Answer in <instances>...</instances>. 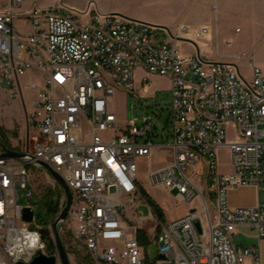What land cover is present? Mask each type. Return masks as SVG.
Returning <instances> with one entry per match:
<instances>
[{"label": "built area", "instance_id": "1", "mask_svg": "<svg viewBox=\"0 0 264 264\" xmlns=\"http://www.w3.org/2000/svg\"><path fill=\"white\" fill-rule=\"evenodd\" d=\"M20 2L25 0H0V7ZM81 9L83 18L67 14L63 4H32L21 16H0V83L10 98H23L28 72L43 79L26 113L32 130L25 139L6 144V132L0 133V264L28 263L39 252L60 263L44 233L49 229L53 242L52 222L66 201L51 170L72 193L60 234L68 231L98 264H244L248 256L251 264H262L259 243L238 248L233 236L247 226L264 241V198L258 195L264 190V70L249 62L242 72L237 62L197 55L194 38L210 37L209 25L180 24L169 33L103 13L92 1ZM150 74L168 78V103L153 102L156 113L122 119L114 95L147 99ZM164 110L169 160L156 166L151 138ZM222 147L228 171L219 168ZM5 148L26 155L6 156ZM141 158L148 185L192 202L183 215L162 221L153 212L141 192ZM241 186L256 189L254 205L228 204V191ZM20 192L26 203L18 201ZM40 204L49 214L45 228L34 223ZM24 208L32 211L31 220L24 219ZM133 217L152 222L151 239H139L129 223Z\"/></svg>", "mask_w": 264, "mask_h": 264}, {"label": "rangeland", "instance_id": "2", "mask_svg": "<svg viewBox=\"0 0 264 264\" xmlns=\"http://www.w3.org/2000/svg\"><path fill=\"white\" fill-rule=\"evenodd\" d=\"M89 1L94 2L97 7L99 5H108V6H119V7H129L134 3L138 8L149 16L155 17L163 23H171L174 21H184V24L190 25L191 27L197 28L202 25H209L213 32V38L210 37L200 39L194 38V43L196 46H200V50H204V46L208 47V51L213 55H216L219 52L223 51H232L237 54L241 53L243 50H248L251 52L254 60L258 62L264 60V32L260 30L245 33L243 30L242 19L237 17V13H241V8H245V6H232L233 16H228L227 14H223L220 10V4L218 5V9L216 8V3L214 1L208 2L207 15L210 16L211 24L209 23H200L196 24L198 21V10L200 9L194 3V0H25L24 7H28V5H59L63 4V9L66 11H83L86 5H88ZM200 3L205 2L206 0H199ZM216 14V20L213 19V15ZM187 22V23H186ZM218 22V32L217 34L213 31L215 28V24ZM21 27L23 24H20ZM236 28H238L236 32ZM27 29V27H25ZM174 31V30H173ZM211 32V33H212ZM226 35L234 36V42L231 44L227 43L230 41L229 38L223 39ZM183 48L186 50H191V48L187 44H183ZM249 57L243 55V64L240 65V69L242 72H248L247 60ZM245 62V63H244ZM141 71L137 70L134 76V84L138 86L140 82ZM150 78L153 80V88L155 89V94L152 97H148L147 99H141L140 102H136L130 96L124 98L123 93L118 92L114 95L113 99L116 104V108L118 109L119 115L122 119H138L143 113L146 114H154L156 110L152 107L153 102H158V106L164 107L169 100V80L166 76L158 75V74H150ZM24 83H27L28 87L25 88L23 93V98L15 99L10 98L9 94H7V99L2 97V92L0 90V126L5 130L6 135L8 137V141L13 143L22 142L26 136H20L19 138V128L22 131L25 130L24 124V116L30 108V100L32 95L35 93L37 88L42 85L43 79L37 71H30L23 79ZM0 86H4L1 85ZM6 92V91H5ZM8 93V92H6ZM136 103L133 107L132 104ZM145 108V106H147ZM166 111H163V115L161 118V122L157 128L158 135L151 138L152 142L155 145L156 154L153 157L154 163L156 166L163 165L167 160H169V149L166 147L167 144L171 142V139L167 136V129H169V125L165 123ZM9 121H13L14 127L11 129H7L6 123ZM164 126V130L162 131V126ZM23 132H21L22 134ZM29 133V131H28ZM19 138V139H18ZM219 168L221 171H228L230 167L228 165V150L225 147L220 148L219 155ZM139 178L145 186L147 194L150 198L155 201L157 204L159 203L158 199H161L160 206L163 209L164 220L167 221L171 219L173 216L178 217L183 215L187 208L192 204V202L186 201L185 199H181L177 196L176 191H167L164 187L160 185L151 186L147 184L146 179V170L147 163L144 158L139 159ZM197 185L201 188L199 181H197ZM263 193V190H261ZM245 199H253V194L247 192L243 189L235 190L232 194L230 201H242ZM20 203H26V198L24 196V192H20L19 200ZM140 212L143 215H147L149 213L146 207H140ZM34 223L39 228H45L49 223V214L46 213L42 205L36 209L34 215ZM132 226H135L138 232L139 239H151L153 236V232L151 230V226L153 225L150 220L143 219L138 221L135 217L129 222ZM48 231V232H47ZM46 238L50 237L49 229H45L44 231ZM63 245L66 249L68 258L71 264H98L95 259L91 256L90 252L85 250L83 247H80L76 244H73L69 238L68 231H65L60 234ZM237 241H241V238H237ZM148 252L149 258L154 259L157 255L156 246L153 243L148 244ZM57 264H60L59 262Z\"/></svg>", "mask_w": 264, "mask_h": 264}, {"label": "crops", "instance_id": "3", "mask_svg": "<svg viewBox=\"0 0 264 264\" xmlns=\"http://www.w3.org/2000/svg\"><path fill=\"white\" fill-rule=\"evenodd\" d=\"M214 1L216 3V8L218 9V5L220 4V10L223 12V14H227L228 16H233V9L232 6H245V8H241V13H237L236 16L242 19V25H243V30L245 33L249 32H254L260 30L261 32H264V0H206L203 3H200L199 0H194V3L199 7L200 9L198 10L199 13V19L196 24L200 23H209L211 24L210 16L208 17L207 15V8L209 3ZM137 3L132 4L129 7H119V6H108V5H99V10L103 13H118L121 14L127 18L131 19H136V20H141V21H146L152 24L156 25H161V26H166L170 31H173L177 28L178 25L184 24L185 22L180 20V21H174L171 23H163L160 20L156 19L155 17L149 16L146 13H143L138 6L136 5ZM213 19L216 20V14L213 15ZM187 23V22H186ZM218 22L215 24L214 32L217 34L218 32ZM238 28H236L237 32ZM210 38H213V32L211 33ZM229 38L230 44L234 42V36L232 35H226L223 37V39ZM203 49L200 50V46H196V51L199 53V55L203 56L204 58L211 59V60H216V61H234L237 62L240 65L243 64V56L240 57V59H237V56L240 55L241 53H245L244 56L249 57L247 60V64L249 62L254 63L256 66H259L264 70V60L258 62L257 60H254V57L252 56L251 52L248 50H243L241 53L237 54L232 51H223L219 52L216 55H213L208 51V47L204 46ZM245 63V62H244ZM239 65V66H240ZM140 70V69H137ZM136 70V71H137ZM142 72V70H140ZM151 79V78H150ZM1 84V83H0ZM153 80L151 79V89L146 92L148 97H151L152 95L155 94V89L153 88ZM2 85V84H1ZM139 86V84H138ZM169 87V86H168ZM168 89V88H167ZM0 90L2 92V97L7 99V90L4 86H0ZM6 91V92H5ZM118 93V92H117ZM123 93V92H121ZM124 95V94H123ZM34 94L32 95L33 98ZM7 97V98H6ZM31 98V99H32ZM125 98V96H124ZM31 104V100H30ZM31 109V106L29 110ZM1 115V114H0ZM24 124H25V130L22 131L21 128H19V138L20 136H27L28 131L30 132L32 129L29 126L27 122L26 115L24 116ZM8 130L14 127L13 121H9L6 123L5 126ZM21 132H23L21 134ZM18 138V139H19ZM238 189H243L247 192H250L253 194V199H245L240 202L238 201H230L232 194L235 190ZM168 191V190H167ZM177 194V192H176ZM258 195L261 198H264V190L263 193H261V190L259 191ZM178 196V194H177ZM259 197L257 196V191L253 186H241L237 188L230 189L228 191V204L230 206H249V205H254L258 201ZM159 203L158 205L160 206V201L163 202L161 199H158ZM161 207V206H160ZM166 218V216H165ZM176 218L173 216L171 219ZM241 238V241H237V238ZM259 243V248H260V254H261V259H262V264H264V241L258 242L257 236H256V231L253 228H249L247 226H239L238 232L233 236V244L237 246L238 248H243V247H250V246H255ZM244 264H251V257L248 256L245 259Z\"/></svg>", "mask_w": 264, "mask_h": 264}, {"label": "water", "instance_id": "4", "mask_svg": "<svg viewBox=\"0 0 264 264\" xmlns=\"http://www.w3.org/2000/svg\"><path fill=\"white\" fill-rule=\"evenodd\" d=\"M163 27H165L168 30V32L170 33L169 29L166 26H163ZM196 53H197V55H199V53L197 51H196ZM5 149L6 150H5L4 155H6V156L22 157V156L26 155V153H19V152H16V151H13V150H10L7 148H5ZM43 165L47 166L46 164H43ZM51 172L54 175V177L63 186L65 194H66V201H65V204L63 206V209L58 214V216L55 217V219L52 222V231H53V235H54V240H53L50 247L57 250L58 259H59L61 264H71V262L68 258L67 252L65 250V247L63 245L62 239H61L59 224L65 220V218L68 214L70 204L72 201V193H71L68 185L61 178V176L59 174H57L56 172H54L53 170H51ZM23 216H24L25 220H31L32 219V211L29 208H24V215ZM160 257H162V255ZM16 264H57V258L55 255L45 254V253L39 252L36 256L33 257V259L30 262L25 263L22 261H18Z\"/></svg>", "mask_w": 264, "mask_h": 264}, {"label": "bare ground", "instance_id": "5", "mask_svg": "<svg viewBox=\"0 0 264 264\" xmlns=\"http://www.w3.org/2000/svg\"><path fill=\"white\" fill-rule=\"evenodd\" d=\"M25 9L28 7H24V2L17 3V5H1L0 7V16L15 18L17 16H21L24 14ZM67 14H73L74 18H83V11H66Z\"/></svg>", "mask_w": 264, "mask_h": 264}, {"label": "trees", "instance_id": "6", "mask_svg": "<svg viewBox=\"0 0 264 264\" xmlns=\"http://www.w3.org/2000/svg\"><path fill=\"white\" fill-rule=\"evenodd\" d=\"M5 132V130L0 126V133ZM2 143H6L9 144L8 140L4 137ZM141 192L143 194V196L145 197V199L147 200V202L149 203L150 207L152 208L153 212L156 214V216L160 219V220H164V212L163 209L155 202L153 201L150 196L147 194L146 190L144 188H141ZM55 213V212H54ZM48 240V248L51 249V238L47 237L46 238ZM141 241H143V239H141Z\"/></svg>", "mask_w": 264, "mask_h": 264}]
</instances>
